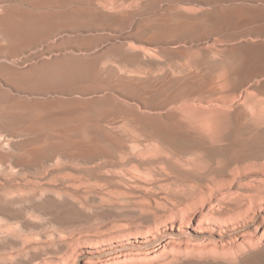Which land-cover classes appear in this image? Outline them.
I'll list each match as a JSON object with an SVG mask.
<instances>
[{"label": "rangeland", "instance_id": "obj_1", "mask_svg": "<svg viewBox=\"0 0 264 264\" xmlns=\"http://www.w3.org/2000/svg\"><path fill=\"white\" fill-rule=\"evenodd\" d=\"M0 264H264V0H0Z\"/></svg>", "mask_w": 264, "mask_h": 264}]
</instances>
